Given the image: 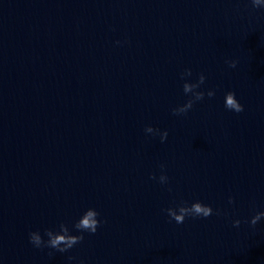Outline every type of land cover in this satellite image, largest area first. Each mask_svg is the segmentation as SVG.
<instances>
[{
	"label": "water",
	"instance_id": "obj_1",
	"mask_svg": "<svg viewBox=\"0 0 264 264\" xmlns=\"http://www.w3.org/2000/svg\"><path fill=\"white\" fill-rule=\"evenodd\" d=\"M185 68L193 80L203 72L202 90L216 96L176 116L188 99ZM228 91L243 112L224 108ZM149 125L168 130L167 141L146 134ZM161 164L169 185L151 179ZM196 199L228 215L169 221L164 209ZM90 206L107 223L69 252L50 257L29 243L30 231L74 222ZM257 211L264 9L0 0V264H264V223H244Z\"/></svg>",
	"mask_w": 264,
	"mask_h": 264
},
{
	"label": "clouds",
	"instance_id": "obj_2",
	"mask_svg": "<svg viewBox=\"0 0 264 264\" xmlns=\"http://www.w3.org/2000/svg\"><path fill=\"white\" fill-rule=\"evenodd\" d=\"M252 7L264 9V0H250ZM117 41V44H120ZM231 68L237 66L238 61L230 60L226 61ZM193 70L191 68H185L180 73V80L183 81L182 89L185 96L188 97L187 101L181 105H178L172 109V114L176 116L187 115L188 112L193 109L197 102L203 101L205 96L212 98L216 96V89H209L207 91L202 90V86L207 80V76L201 72L198 79L193 80ZM224 108L228 111L235 113H241L244 111V105L237 98L234 91H228L224 94L223 98ZM146 134H151L153 137H159L160 142L167 141L169 132L168 130H161L158 127L151 125L145 127ZM165 165L161 164V174L157 178L155 173L152 174L151 179L158 180V183L162 186L169 185V176L167 175ZM168 191H172L171 187H168ZM228 204H235V197H228ZM169 221H175L177 224H183L187 219H208L212 216H226L228 213L219 208H214L212 204L205 203L202 200L196 199L193 201L181 200L180 202H174L173 206L164 209ZM107 220L101 218L100 211L95 207H86L74 220V222L61 221L55 227H46L43 230L36 229L30 231L28 234L29 243L36 249L41 251L47 249L48 255L51 257L55 253H67L80 244L85 234H96L102 224H106ZM242 221L240 219H234L232 224L234 227H239ZM244 223H249L252 228H255L258 224L264 223V211H257L251 216L250 220H245ZM77 258L75 256H69L68 260L71 264ZM79 264H84L83 261H79Z\"/></svg>",
	"mask_w": 264,
	"mask_h": 264
}]
</instances>
